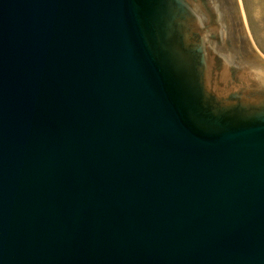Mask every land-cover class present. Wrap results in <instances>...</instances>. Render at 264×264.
Masks as SVG:
<instances>
[{
	"label": "water",
	"instance_id": "95a60500",
	"mask_svg": "<svg viewBox=\"0 0 264 264\" xmlns=\"http://www.w3.org/2000/svg\"><path fill=\"white\" fill-rule=\"evenodd\" d=\"M0 264H264L238 0H0Z\"/></svg>",
	"mask_w": 264,
	"mask_h": 264
},
{
	"label": "rangeland",
	"instance_id": "374dc122",
	"mask_svg": "<svg viewBox=\"0 0 264 264\" xmlns=\"http://www.w3.org/2000/svg\"><path fill=\"white\" fill-rule=\"evenodd\" d=\"M246 31L264 56V0H238Z\"/></svg>",
	"mask_w": 264,
	"mask_h": 264
}]
</instances>
